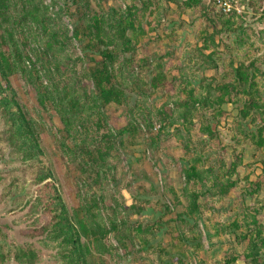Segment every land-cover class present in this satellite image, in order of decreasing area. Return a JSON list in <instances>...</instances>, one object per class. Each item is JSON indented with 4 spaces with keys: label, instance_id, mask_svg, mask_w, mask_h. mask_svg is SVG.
Masks as SVG:
<instances>
[{
    "label": "rangeland",
    "instance_id": "obj_1",
    "mask_svg": "<svg viewBox=\"0 0 264 264\" xmlns=\"http://www.w3.org/2000/svg\"><path fill=\"white\" fill-rule=\"evenodd\" d=\"M195 1L9 0L1 83L41 153L12 154L0 111V264H65L58 196L85 264H264V0ZM109 50L119 104L93 81Z\"/></svg>",
    "mask_w": 264,
    "mask_h": 264
},
{
    "label": "trees",
    "instance_id": "obj_2",
    "mask_svg": "<svg viewBox=\"0 0 264 264\" xmlns=\"http://www.w3.org/2000/svg\"><path fill=\"white\" fill-rule=\"evenodd\" d=\"M9 0H0V17L7 16ZM195 0H187L185 3L186 6L190 7L195 5ZM126 51H134L129 43L126 41L124 44ZM9 54L0 51V83L5 81L9 83V77L12 74L13 67L10 64ZM102 61L98 64L99 68L92 70L93 72V81L99 92V98L104 104H109L115 102L120 103V93L116 86L112 82V71L114 69V64L117 61V55L114 51H104L102 53ZM246 68L238 67L235 70V75L238 80V85L245 87V84L249 82L248 77H246ZM235 85V84H234ZM233 84L224 85L226 90L234 89ZM7 89L0 84V111L2 116H6L10 127L5 134L10 130L9 144L12 147V154H16L23 160L25 164H31L35 160H39V143L34 126L30 119L26 116V113L20 108L18 102L16 101L15 94L7 95ZM249 98L245 103L249 108L255 109L259 108V103L257 98L259 97L258 91L255 93L252 92V95L249 92L244 91ZM249 109V110H250ZM18 157V158H19ZM50 176L51 173L49 174ZM48 177H43L41 180H47ZM56 203L59 207L60 216L57 217L56 223L52 226V241L58 242V245L62 250V262L65 264H85L83 251L80 246L79 235L75 231V228L71 221L67 218V212L61 198L56 197ZM58 207L55 210L58 211ZM1 251V249H0ZM15 259L19 262H23L25 258L29 260H34L36 258L34 252L21 250L16 251ZM3 251L0 252V260H7Z\"/></svg>",
    "mask_w": 264,
    "mask_h": 264
},
{
    "label": "built area",
    "instance_id": "obj_3",
    "mask_svg": "<svg viewBox=\"0 0 264 264\" xmlns=\"http://www.w3.org/2000/svg\"><path fill=\"white\" fill-rule=\"evenodd\" d=\"M216 1L225 14L232 12L231 3H229L227 0H216Z\"/></svg>",
    "mask_w": 264,
    "mask_h": 264
}]
</instances>
